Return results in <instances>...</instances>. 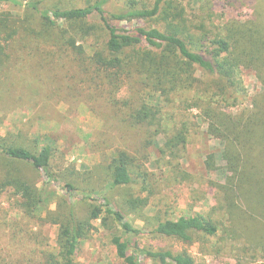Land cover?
<instances>
[{"label": "rangeland", "instance_id": "374dc122", "mask_svg": "<svg viewBox=\"0 0 264 264\" xmlns=\"http://www.w3.org/2000/svg\"><path fill=\"white\" fill-rule=\"evenodd\" d=\"M37 1L43 9H63L83 7L89 0ZM263 2L187 0L182 6L189 26L196 28L203 23L208 31L215 32L228 19L245 21L258 8L264 19ZM121 6L122 0H112L106 9ZM0 17L18 22V33L5 44L6 58L0 67V135H9L10 140L30 148L35 139L50 145L49 172L54 179L42 192L43 204L30 214L22 211V198L13 188L7 187L0 194V264H43L44 251L58 254L59 229L67 224L70 208L75 220L85 223L92 205H100L97 199L102 194L125 212L134 228L146 232L132 237L142 247L185 251L194 264H264L263 208L250 192L244 200L235 185L229 184L233 176L225 143L207 133L200 109L191 106L210 94L209 79L196 70L198 82L190 90L163 102L158 95L140 91L135 76L129 78L114 70L105 74L90 61L94 48L107 39L97 18L89 22L94 24L93 32L82 39L61 33L60 29L66 28L62 25L45 29L38 16L23 6L0 4ZM120 25L128 29L158 26L148 20ZM33 38L41 42L30 50ZM29 53L33 58L27 56ZM240 77L246 97L237 107L224 109L232 115L250 107L252 98L261 91L251 70L242 69ZM128 101L129 106L141 101L160 105L158 119L165 132L155 137L154 145L143 147L145 129L130 126L124 104ZM182 127L187 131V143L170 157L164 141ZM118 150L136 158L142 176L133 186L110 187L106 167ZM209 157L213 158L211 169L206 164ZM4 166L0 162V178L6 174ZM17 167L24 181L38 190L43 188L40 172L23 164ZM68 186L73 187L70 193H66ZM128 198L147 204L137 214L128 212L124 205ZM192 215L215 223L217 233L202 235L190 245L149 233L158 220ZM88 222L73 264H124L110 242L112 235L119 234L118 227L108 220L106 226L100 219Z\"/></svg>", "mask_w": 264, "mask_h": 264}, {"label": "trees", "instance_id": "16d2710c", "mask_svg": "<svg viewBox=\"0 0 264 264\" xmlns=\"http://www.w3.org/2000/svg\"><path fill=\"white\" fill-rule=\"evenodd\" d=\"M111 1L89 0L83 7L63 9H43L37 0H0V4L23 6L38 16L45 29L54 30L62 25L66 28L60 29L61 33L80 35L82 39L93 32L94 24L89 22L92 18H97L107 39L102 46L94 48L90 61L105 74L114 70L129 78L135 76L141 86L140 91L147 90L158 95L163 102H171L178 92L190 90L198 82L195 76L198 70L201 76L210 80L207 85L210 94L204 99L200 97L191 106L200 109L201 117L207 124V133L225 143L228 169L233 176L228 179L229 184L235 185V189L239 190L238 195L244 200L250 192L264 212L262 10L256 9L245 21L228 19L213 32L208 31L203 23L196 28L188 25L182 6L187 0H122L123 6L108 11L106 7ZM215 1L220 3V0H212ZM139 20L156 21L158 26H134L128 29L120 25ZM16 23L18 22L11 18L0 17V67L6 58L5 44L18 33ZM32 42L35 43L30 44V50L38 46L41 39L33 38ZM27 56L33 58L32 53ZM242 69L254 73L261 91L252 98L250 107L232 115L224 109L237 107L246 97L240 77ZM124 104L129 111L127 118L130 126L145 129L143 147L154 145L155 137L160 132H165L158 119L160 105L153 106L145 101L134 106H129V101ZM118 133L122 135L121 131ZM32 142L35 145L30 148L10 140L9 135H0V162L7 169L5 176L0 178V194L7 187L13 188L22 198V211L28 214L43 204L42 192L54 180L49 172L52 147L39 143L37 139ZM186 143L187 131L182 127L165 139L164 148L173 157L179 147ZM19 164L29 166L43 175L41 190L18 175ZM206 164L211 169L213 158L209 157ZM106 168L111 188L133 186L137 184V178L142 176L137 170L139 167L136 165V158L125 150L114 151ZM245 185L248 186V191L244 190ZM72 189V186H68L66 193H70ZM97 200L100 205H92L88 221L100 219L106 226L108 220L118 227L119 234L112 235L110 242L116 257L124 264H144V261L154 264H194L193 258L185 251L151 250L140 246L133 238L146 232L134 228L125 212L112 203L107 194L99 195ZM146 204L145 200L132 198L126 199L124 203L128 212L136 214ZM68 217L67 224L61 225L59 229L58 254L44 251L43 264H73L89 222L75 220L72 208ZM150 228V234L171 238L183 245L192 244L202 235L213 236L218 230L215 223L206 221L201 215L158 220Z\"/></svg>", "mask_w": 264, "mask_h": 264}]
</instances>
